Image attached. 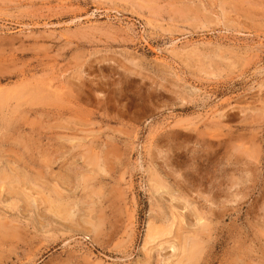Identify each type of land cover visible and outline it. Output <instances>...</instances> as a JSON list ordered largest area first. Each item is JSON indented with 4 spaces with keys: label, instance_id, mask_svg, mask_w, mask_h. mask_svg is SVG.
Here are the masks:
<instances>
[{
    "label": "rangeland",
    "instance_id": "1",
    "mask_svg": "<svg viewBox=\"0 0 264 264\" xmlns=\"http://www.w3.org/2000/svg\"><path fill=\"white\" fill-rule=\"evenodd\" d=\"M0 96V264H264V0H0Z\"/></svg>",
    "mask_w": 264,
    "mask_h": 264
},
{
    "label": "bare ground",
    "instance_id": "2",
    "mask_svg": "<svg viewBox=\"0 0 264 264\" xmlns=\"http://www.w3.org/2000/svg\"><path fill=\"white\" fill-rule=\"evenodd\" d=\"M38 83H39V82H38ZM36 85H37V84H36ZM38 88H39V87H38ZM36 89H37V88H36ZM37 90H38V89H37ZM3 91H4V90H3ZM4 93H6V92L4 91ZM37 93H38V92H37ZM32 94H33V93H32ZM4 95H5V94H4ZM21 97H22V96H21ZM15 98H16V97H15ZM40 98H41V97H40ZM8 99H9L8 96H6V97H1V96H0V112H1V111H4L3 108H4L5 105L8 103V101H9ZM44 101H45V100H44ZM16 106H17V105H16ZM6 107L8 108V106H6ZM16 108H17V107H16ZM4 109H5V108H4ZM17 109H18V108H17ZM2 116H3V115H2ZM5 122H6V121H5ZM8 122H9V120H8ZM6 124H7V123H6ZM8 125H9V124H8ZM9 151H10V150H9ZM13 167H15V166H13ZM25 167H27V166L25 165ZM10 169H11V168H10ZM14 169H16V168H14ZM17 170H18V169H17ZM15 171H16V170H15ZM13 172H14V171H12V174H13ZM25 172H26V171H25ZM10 174H11V173H10ZM16 174H18L17 171H16ZM26 174H27V173H26ZM26 174H25V175H26ZM23 175H24V174H23ZM23 175H22V176H23ZM17 176H18V175H17ZM5 177H6V176H5ZM7 177H8V176H7ZM9 177H10V176H9ZM9 177H8V178H9ZM28 177H29V176H28ZM11 178L13 179V180H12V183H13V184H14V183H17V185H18V184H21V183H22L21 176H20V178H19V177H16V176H13V177H11ZM11 178H9V181H10ZM22 178H23V177H22ZM24 179H25V177H24ZM7 181H8V180H7ZM3 182H4V181H3ZM19 182H21V183H19ZM28 182H29V181H28ZM8 183H9V182H8ZM29 183H30V182H29ZM35 183H36V182H35ZM37 183H38V182H37ZM4 184H5V183H4ZM6 184H7V183H6ZM32 185H33V184H32ZM34 185H35V184H34ZM3 186H4V185H3ZM20 186H21V185H20ZM12 187H13V186H12ZM39 187H40V186H39ZM161 187H162V186H161ZM4 188H6V187H4ZM23 188H25V187L23 186ZM23 188H22V189H23ZM36 188H37V187H36ZM6 189H7V188H6ZM8 189H9V188H8ZM4 190H5V189H4ZM25 190H26V189H25ZM30 190H31V189H30ZM35 190H36V189H35ZM38 190H39V189H38ZM41 190H42V189H41ZM1 191H2V190H1ZM15 191L17 192L16 189H15ZM19 191H21V190H19ZM19 191H18V192H19ZM13 192H14V191H13ZM8 193H9V191H8ZM25 193H26V192H25ZM30 194H31V193H30ZM17 195H18V193H17ZM31 195H32V194H31ZM31 195H29V193H28V194H24V196L26 197L25 199H27V201H29L30 203H31V202H32V203H35V202H33V198H34V197H32L33 195H32V196H31ZM12 196H13V195H12ZM21 198H22V197H21ZM23 199H24V198H23ZM43 200H44V199H43ZM23 201H24V200H23ZM25 203H26V202H25ZM27 205H28V204H27ZM32 206H33V205H32ZM32 206H31V207H32ZM53 213H54V212H53ZM6 226H7V225H6ZM5 228H6V227H5ZM5 228H3V229H5ZM10 229H11V228H10ZM3 231H5V230H2V232H3ZM10 231H11V230H10ZM10 231H9V232H10ZM5 232H6V235H8V234H7V228H6V231H5ZM4 234H5V233H4ZM9 234H10V233H9ZM195 244H196V243H195ZM193 254H194V253H193ZM197 256H198V255H197ZM197 256H196V257H197Z\"/></svg>",
    "mask_w": 264,
    "mask_h": 264
}]
</instances>
